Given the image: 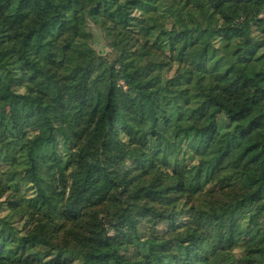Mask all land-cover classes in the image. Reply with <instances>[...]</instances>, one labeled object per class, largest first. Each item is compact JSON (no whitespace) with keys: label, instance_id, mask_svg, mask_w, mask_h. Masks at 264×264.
Returning a JSON list of instances; mask_svg holds the SVG:
<instances>
[{"label":"trees","instance_id":"trees-1","mask_svg":"<svg viewBox=\"0 0 264 264\" xmlns=\"http://www.w3.org/2000/svg\"><path fill=\"white\" fill-rule=\"evenodd\" d=\"M22 188L0 264H264V0H0V190Z\"/></svg>","mask_w":264,"mask_h":264},{"label":"rangeland","instance_id":"rangeland-1","mask_svg":"<svg viewBox=\"0 0 264 264\" xmlns=\"http://www.w3.org/2000/svg\"><path fill=\"white\" fill-rule=\"evenodd\" d=\"M234 15L237 16L239 19H241L239 16V11L235 10ZM89 26L93 29L92 31L94 34V47H95V49L97 51H99L100 53L105 54V56L111 57V55L109 53L110 50L105 45V43H103V40L100 37L98 31L94 30L95 28L91 24ZM205 44H206V41H200L199 45L195 48L194 52H196L197 49L204 47ZM223 70H224V68L221 66L218 69L219 72H221ZM41 82L44 84L43 80ZM40 87H42V86L40 85ZM41 169L56 183L57 186L63 185L65 174H63L55 165H53L51 163H45V164L41 165ZM25 192L26 191L24 188H22L20 191L10 190L7 192H2L0 190V217H7L8 220L10 222H12L16 227L22 226L21 215H20L19 211L10 210L8 207V203L10 201H20L22 195L25 194ZM224 198L226 200L230 199V198H227V196H224ZM106 208L109 209L108 211L111 213V215H116L118 213V207L115 205L114 206H112V205L106 206ZM100 219H101V216L97 217V221ZM94 221H96L95 218H94ZM95 225L98 226V225H100V223L97 222ZM106 228H108V226H106ZM108 232H109V234L113 233L111 229H109ZM217 244H218V247H220V248L233 245L232 240L229 236H224L220 241L216 242V245ZM222 255H223V252L220 251L217 254V257H221Z\"/></svg>","mask_w":264,"mask_h":264}]
</instances>
